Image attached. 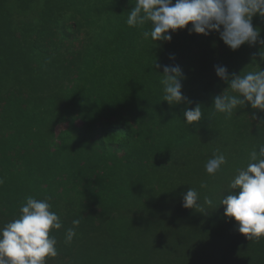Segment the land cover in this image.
Wrapping results in <instances>:
<instances>
[{
    "label": "trees",
    "instance_id": "obj_1",
    "mask_svg": "<svg viewBox=\"0 0 264 264\" xmlns=\"http://www.w3.org/2000/svg\"><path fill=\"white\" fill-rule=\"evenodd\" d=\"M134 3L0 0V227L26 197L50 198L63 227L47 264H264V238L246 239L219 207L264 143V112L211 109L228 88L215 66L239 75L258 70L255 57L264 70L260 45L232 51L186 28L155 46L148 25L126 24ZM252 23L264 39V19ZM158 65L180 66L185 102L162 101ZM197 104L204 116L189 127L183 112ZM217 150L227 163L210 176ZM190 187L215 207L183 208Z\"/></svg>",
    "mask_w": 264,
    "mask_h": 264
},
{
    "label": "clouds",
    "instance_id": "obj_2",
    "mask_svg": "<svg viewBox=\"0 0 264 264\" xmlns=\"http://www.w3.org/2000/svg\"><path fill=\"white\" fill-rule=\"evenodd\" d=\"M254 17L264 19V0H175V3L173 0H135L126 24L133 28L148 25L143 36L151 38L155 46L157 42H170L173 33L186 28L189 34L208 36L216 32L232 51L243 45H260L258 55L264 62V39L260 30L253 26ZM252 64L257 65L258 70L239 75L229 74L225 66H215L216 76L228 88L213 97L212 115L220 114L231 119L237 109L246 105L264 112V70L255 57ZM157 67L163 68L160 81L162 101L169 106L185 102L186 97L182 94L185 77L180 66ZM203 116L202 107L197 104L184 110L183 121L190 127L200 122ZM253 119H257L255 113ZM260 125H264V118H260ZM248 160L247 165L237 169L230 180L228 193L219 200V207L224 208L226 218L235 221L241 235L250 241H259L264 238V143L250 152ZM226 163V156L217 150L206 162L205 171L214 176ZM201 188H206V184L202 183ZM49 199L26 197L20 205L18 217L0 227V264H47L48 258L58 255L57 239L50 233L60 230L63 224L58 214L52 211ZM205 206L215 207L211 196L205 195L201 202L200 194L191 187L183 195V208L204 213ZM79 225L80 220L74 219L72 227L65 231L66 245L73 241Z\"/></svg>",
    "mask_w": 264,
    "mask_h": 264
}]
</instances>
